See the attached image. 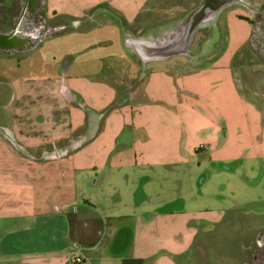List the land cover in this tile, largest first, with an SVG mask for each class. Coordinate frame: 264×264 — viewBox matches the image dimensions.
Segmentation results:
<instances>
[{"label": "rangeland", "instance_id": "rangeland-1", "mask_svg": "<svg viewBox=\"0 0 264 264\" xmlns=\"http://www.w3.org/2000/svg\"><path fill=\"white\" fill-rule=\"evenodd\" d=\"M248 1L254 6L264 2ZM197 4L198 0H46L48 16L88 17L91 23L85 28L86 24L81 26L80 20L75 19V26L43 38L33 50L0 51V125H12L14 140L40 143L48 130H57L60 126L49 124L51 114L53 119L62 121L67 130L69 124L78 126L75 120L69 122L68 111L75 112L76 107L80 108V133L88 134L98 122L92 113L87 114V106L101 108V132L107 127H116L121 121L116 120L111 112H121L128 124L124 134L130 128H138L134 131L138 140L133 139L129 132L128 143L133 139L131 143L135 144L128 147V152L118 149L116 153L125 151L123 158H133L135 162L138 159V167H107L110 171L105 167L98 170L96 176L122 171L151 176L158 190L155 201L145 205H154L155 209L150 213L159 223L169 221L162 232L173 253L183 251L187 240V230L183 227L190 218L196 217L192 225L203 223V240L220 238V251L231 254L238 249L240 241L235 234V226L229 222L241 218L246 223L250 219L253 224L244 228L246 232H251L253 225L264 224V105H249L252 102L243 92H239V98L246 101L238 99L233 84L242 87L243 82L233 77L232 84L225 74L212 77L211 69L204 64L191 68L192 72H189L184 71L189 68L183 70L173 64L175 61L178 63L177 60L183 62L184 58L143 62L124 45L123 51L117 54L113 53L117 44L110 47L119 32L127 38L154 39L169 35L185 22ZM101 9L111 19L99 20L97 14ZM138 9L140 13L134 17ZM230 14L220 39L230 41L231 49L245 50L246 61L251 59L255 66L252 71L254 77L264 82V65L260 66L248 41L251 31L248 33L247 22L251 23L248 10L242 5L235 7ZM203 27L206 31L209 25L200 28ZM71 56H76L75 60L63 75L61 67ZM217 60L223 63L225 56ZM108 64L119 71L118 77L125 79L124 82L132 78L135 97L122 104L111 101L104 107L102 101L96 100L97 96H103V90L90 82L92 77L104 71V74H109ZM160 71L164 76L159 74ZM61 75L67 78L66 83L81 91V94L71 91L74 97L70 99L71 104L53 87L51 93L50 82ZM112 78L117 79V76L113 74ZM214 79H217V85L213 83ZM187 89H195L197 95H189L184 91ZM141 91L145 95H141ZM11 95L14 97L12 103L9 102ZM121 95L126 94L119 97ZM9 105L18 114L15 122ZM145 127L150 131L147 139L141 135ZM11 154L0 150V156L12 158ZM10 165L0 164V210L8 213L7 209L13 204L21 207L47 206L52 199L50 196L55 193V188L51 187L55 179L46 177L42 181L44 174L35 175V189H30V184L25 183L24 169L12 162ZM9 176L21 177L24 182L9 186ZM107 183H112L110 178ZM113 189L111 186L107 197L112 203H120L124 194L123 184H117L116 190ZM120 209L123 211L124 208ZM6 218L0 217V239L4 240L12 227ZM7 247V240L0 244V249H5L0 250V264H14L13 258L8 257ZM167 257L164 246L155 247L152 254L155 264H167Z\"/></svg>", "mask_w": 264, "mask_h": 264}, {"label": "crops", "instance_id": "crops-1", "mask_svg": "<svg viewBox=\"0 0 264 264\" xmlns=\"http://www.w3.org/2000/svg\"><path fill=\"white\" fill-rule=\"evenodd\" d=\"M255 5L259 6V3ZM235 7H242V5L234 3L221 8L213 20L206 24L209 25L206 31H203V29L197 30L189 45L188 54L177 56L186 60L189 59V62L177 60L179 62L175 61L173 64L183 70L189 68L184 70L189 72H192L191 68L201 67L204 64L211 69L212 77L225 74L232 84L234 77V80L237 79L241 83L243 82L242 87L239 85L236 87L233 84L237 98L245 102V99L239 98V92H243L247 95V99L252 102L249 105L259 107L264 105V82H259L260 80L254 77L252 71L255 66L251 59L246 61L245 53L247 52L245 50L236 51L237 47L231 49L230 41L224 42L223 39H220L223 37L222 29L226 28L225 21L228 22L230 15H232L230 12ZM139 13L138 9L133 16L135 17ZM248 13L247 16L251 19V23L247 22L248 33L251 30V36L254 30L252 22L254 17L251 12L248 11ZM97 15H99V20L111 19L105 16L102 9ZM59 16L68 20L78 19L80 20L79 25L86 24L85 28L87 24L91 23V19H88V17ZM219 26L220 31L218 30ZM125 38L127 37L119 32L117 38L110 45L111 47L115 43L117 44L113 53L117 54L123 51L124 45L130 53L134 52L137 56L133 49L124 44ZM217 38L220 40H217ZM113 53L110 52L109 54L113 55ZM224 56V62L219 63L217 59ZM75 57L71 56L67 63L61 67L63 75L68 66L74 62ZM93 58H100V56H94ZM107 70H109V74H104V71L103 74L100 73L92 77L93 81L90 82L97 89L103 90V96H97L96 100L102 101L105 107L111 101L122 104L134 98L135 87L133 86L135 83L132 84V78H129L127 83L124 82L125 79L118 77L119 71L113 70L112 64L107 65ZM113 74L117 76V79L112 78ZM159 74L164 76L161 71ZM63 75L56 77L53 81L50 80V90L52 93L54 88L59 92L60 97L71 104L70 99H74L71 91L79 94H81V91L66 83L67 78ZM214 80L213 83L217 85V79ZM184 91L189 95H197L194 92L195 89ZM122 93L126 95L119 97ZM144 93L143 91L140 92L141 95H145ZM12 98L14 99L13 95H11V101H9L11 103ZM10 105L8 109L13 113V121L15 122L19 117L14 108L10 109ZM86 108L87 114L92 113V116L98 122L97 126L95 125L88 134L80 133L82 127H80L79 112L82 111L78 107H76L75 112H71L70 109L66 115L69 122L75 120L77 127L69 124L66 130L63 122L53 119L51 114L49 124L57 123L60 126L57 130H48L47 135L41 139L40 143H31L26 139H21L20 142L17 139L14 140L15 133L11 128L12 125H0V150L12 153V158L0 156V164L11 166L10 163L12 162L14 165L21 166L26 174L24 176L25 183L30 184V189H35L34 185L36 183L33 184V176L35 175L44 174L41 176L42 181L46 177L55 179L51 185L55 188V193L50 196L52 199L48 201L47 206L21 207L13 204L7 209L6 212L8 213L0 210V217H7L6 219L11 222L9 225L12 227L9 226L11 230L8 231L5 240H7L8 247L6 251L8 257L13 258L14 264H155L152 254L156 246H164V250L168 253V261H165L167 264H175L176 262L178 264H243L246 262L247 258L241 255L242 245L250 239H256L258 236L257 231L264 232V224H260L258 227L253 225L252 231L246 232L244 228H250L253 224L250 219L246 223L241 218L228 223L232 227L235 226V234L240 244L237 245L238 249L236 248L234 253L226 254L219 249L220 238L204 241L203 223L192 225L194 219L197 218H190L183 227L187 230L184 249L179 254L173 253L167 242H165L166 237L162 232L165 231L164 225L169 224V221L163 220L162 223H159L156 218H152V213H150L155 209L154 205H145L146 202L155 201L158 187L156 184L154 185L153 178L149 175L144 176L135 172L123 171L110 174L107 172L104 175L96 176L97 171L105 167L106 169H109L107 167L120 168L121 166L138 167V159L135 162L132 160L133 158L122 157L125 151H129L130 145L135 144L131 143L133 139L138 140L134 132L138 128L129 129L133 139H130L131 142L128 143L129 132L124 134V129L128 124L124 121L121 112H111L115 119H119L121 122L116 124V127H107L106 130L101 132V108L97 106H87ZM203 114L207 113L203 112ZM86 129L87 127L84 130L85 132ZM142 129L141 135L144 139H147L150 136V131L146 127ZM12 147L16 149H12ZM118 149L125 151L117 154ZM11 172H15L13 168ZM9 178L11 179V181L7 180L9 186L21 185L24 182L21 177L9 176ZM18 178L21 179L17 180ZM108 178L112 183H107ZM116 183L123 184L124 194L121 195V202L115 204L107 196H109L108 190L111 189V186H113V190H116ZM141 198L143 200L139 201ZM120 207L134 210L127 211L123 209L122 211ZM138 211L142 212L138 213ZM143 213L145 214L143 215ZM70 214L74 220L75 237L71 234ZM2 228H5V226H2ZM169 228L167 227V229ZM5 240L4 238L0 239V244H3ZM75 255L80 256L83 263H73L71 259Z\"/></svg>", "mask_w": 264, "mask_h": 264}, {"label": "flooded vegetation", "instance_id": "flooded-vegetation-1", "mask_svg": "<svg viewBox=\"0 0 264 264\" xmlns=\"http://www.w3.org/2000/svg\"><path fill=\"white\" fill-rule=\"evenodd\" d=\"M45 6L46 0H0V31L20 34L23 38L20 43L28 44L76 25L74 20L62 16H48ZM255 7L256 10L246 7L254 17V30L248 41L258 61L264 65V3ZM202 29L205 31L204 27ZM257 235L256 239L242 245L241 255L247 258L243 264H264V232L257 231Z\"/></svg>", "mask_w": 264, "mask_h": 264}, {"label": "water", "instance_id": "water-1", "mask_svg": "<svg viewBox=\"0 0 264 264\" xmlns=\"http://www.w3.org/2000/svg\"><path fill=\"white\" fill-rule=\"evenodd\" d=\"M241 4L253 10L257 7L250 5L247 0H199L194 10L189 14L181 26L166 36L154 39L125 38L124 44L132 48L143 62L165 60L171 57L185 56L199 27L213 20L218 11L231 4ZM20 34L0 31V51L6 53L24 52L37 46L40 38L28 44L22 41Z\"/></svg>", "mask_w": 264, "mask_h": 264}, {"label": "trees", "instance_id": "trees-1", "mask_svg": "<svg viewBox=\"0 0 264 264\" xmlns=\"http://www.w3.org/2000/svg\"><path fill=\"white\" fill-rule=\"evenodd\" d=\"M69 220H70V224H71V234L73 237H75L76 233H75V229H74V220H73V216L71 214L69 215Z\"/></svg>", "mask_w": 264, "mask_h": 264}, {"label": "built area", "instance_id": "built-area-1", "mask_svg": "<svg viewBox=\"0 0 264 264\" xmlns=\"http://www.w3.org/2000/svg\"><path fill=\"white\" fill-rule=\"evenodd\" d=\"M71 261L73 263H83L82 258L80 256H77V255L73 256V258L71 259Z\"/></svg>", "mask_w": 264, "mask_h": 264}]
</instances>
